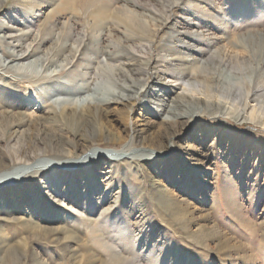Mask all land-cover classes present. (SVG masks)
Here are the masks:
<instances>
[{
    "label": "rangeland",
    "instance_id": "rangeland-1",
    "mask_svg": "<svg viewBox=\"0 0 264 264\" xmlns=\"http://www.w3.org/2000/svg\"><path fill=\"white\" fill-rule=\"evenodd\" d=\"M27 44L31 61L55 57L45 75L64 64L62 48L80 47L83 67L48 81L9 69L8 53ZM107 51L131 73L93 74ZM127 75L141 92L132 106L110 105L121 139L98 147L120 149L135 134L153 139L154 160L99 159L92 179L62 173L63 206L41 186L49 174L0 191V264H264V118L249 116L264 110V0H0V166L45 149L9 155L58 126L45 109L71 97L51 91L57 79L114 91ZM20 113L27 139L8 142Z\"/></svg>",
    "mask_w": 264,
    "mask_h": 264
},
{
    "label": "bare ground",
    "instance_id": "bare-ground-1",
    "mask_svg": "<svg viewBox=\"0 0 264 264\" xmlns=\"http://www.w3.org/2000/svg\"><path fill=\"white\" fill-rule=\"evenodd\" d=\"M127 18L130 22H132L129 17ZM135 24L138 25L137 23ZM36 53L37 48L34 47L33 44L25 45L19 53L14 51L12 53H8V56L11 59L7 63L8 68L12 70L13 67L19 72L28 75L31 73L40 80L48 81L51 78L59 76V74L64 72V70H67L70 66L71 69L75 66L80 68L83 67V64L80 63L81 61L77 58L78 53L82 55L80 47L76 50L73 48H62L60 52L57 53V56H65L64 64L60 65L58 69L60 71L55 70L53 73L45 75V72L43 73L42 70H46L47 68L49 69V67L54 66L55 61H53V58L55 57L31 61V58H33ZM104 57H106V63L108 62V65H102L104 63L103 62L101 65L95 66L93 74L110 79L114 82L115 78L125 73V71L128 74L131 73L130 70L117 68L111 65V63L118 61V57L114 56L111 52H105ZM84 62L86 64L89 63L86 61ZM57 67L58 66H56V68ZM145 67L148 71L150 66L147 64ZM81 79L83 82L78 85L74 84V81H71L68 84V81H66L65 78H59L56 80L57 87L55 86V89H52L51 87V91L56 94L55 96L65 94L71 97V99L56 100L52 105L45 109L47 122L49 124L53 123L58 125L54 126V128L50 130L49 135L46 138H49V140L40 137L38 140L35 139L33 140L34 142H30L32 146H30V144H26V147L19 145V147L12 152L13 154L9 153V155L13 157L19 155L27 156L30 151L38 149L42 146L45 147V149H43V151L35 157L20 159L14 163L11 162L7 165L0 166L1 192H13V190L17 188H22L23 183L27 181L28 178L49 174L45 175L47 177L44 179V182H42V180L40 181L42 184L40 185L42 187L44 186L47 193H50V196H54V199L59 203V205L63 206L65 202L61 200L62 192L59 187L60 179H58V176L62 173L66 174L71 172L76 175L78 170H87L88 174H90V178L92 179L93 177L91 174L96 170V166H98L95 161L99 159H107L111 162L110 164H118L119 162L131 160L138 163L137 167L140 165L144 166L143 164H147L148 162L151 163L154 160L153 158L156 156V153L146 150L147 141H152L153 139L137 136L135 134L131 136V141L126 143L120 149H101L98 147L101 143L109 144L110 142L116 144L120 141L121 133L116 128L111 127L106 121L107 111L112 104L132 106L141 92L138 87L139 83L135 80H131V77L127 75V82H124V85L115 84L116 90L113 91L106 87H94L92 84L88 83V81H85L86 76ZM187 87H190V85L187 84ZM84 93H87L88 97H80ZM174 110V107H170L165 112L176 118L180 116L182 118L185 117V114H178ZM130 111L131 108H129L128 113L121 111L120 114L128 115L130 114ZM259 113H261L264 118V110L258 109V107H253L249 116L250 118L255 119ZM190 115L193 116L194 114ZM15 116L19 117L20 120H16L18 122L17 124L7 125V130L14 129V132L9 137L8 142H10L14 136L15 140L27 139V136L20 132L23 126L27 123L25 120L26 118H24V115L21 113L18 115L15 114ZM9 119H13V116L9 115ZM174 121L175 120H170L166 121V123L172 124ZM83 139H86V146H83L85 151L81 149L80 146L76 145V143L82 141ZM72 143L75 144L72 147V151H61L62 153H58L54 150L55 147L71 146ZM65 153H67V156H61ZM113 171L119 173L122 169H120V166L118 167L115 165ZM6 195L7 194H4L3 196ZM64 196H66L65 193ZM69 201H72L74 204H78L75 198H69ZM73 206L74 205L70 206V209H73ZM110 209L111 207L108 211ZM115 259H112V261L115 262Z\"/></svg>",
    "mask_w": 264,
    "mask_h": 264
},
{
    "label": "snow or ice",
    "instance_id": "snow-or-ice-1",
    "mask_svg": "<svg viewBox=\"0 0 264 264\" xmlns=\"http://www.w3.org/2000/svg\"><path fill=\"white\" fill-rule=\"evenodd\" d=\"M158 160H159L161 163L166 162V161H165V157H159ZM105 211L107 212L108 210L106 209ZM119 226L122 227V228H124V229H126V227H127L126 224H120ZM138 229H139V227H135L134 231H136V230H138Z\"/></svg>",
    "mask_w": 264,
    "mask_h": 264
}]
</instances>
